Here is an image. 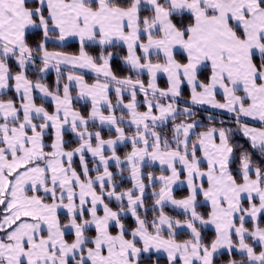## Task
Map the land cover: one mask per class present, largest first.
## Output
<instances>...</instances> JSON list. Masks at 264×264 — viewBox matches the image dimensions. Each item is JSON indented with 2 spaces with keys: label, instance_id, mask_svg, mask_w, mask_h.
Segmentation results:
<instances>
[{
  "label": "snow or ice",
  "instance_id": "1",
  "mask_svg": "<svg viewBox=\"0 0 264 264\" xmlns=\"http://www.w3.org/2000/svg\"><path fill=\"white\" fill-rule=\"evenodd\" d=\"M161 260L264 264V0H0V264Z\"/></svg>",
  "mask_w": 264,
  "mask_h": 264
},
{
  "label": "trees",
  "instance_id": "2",
  "mask_svg": "<svg viewBox=\"0 0 264 264\" xmlns=\"http://www.w3.org/2000/svg\"><path fill=\"white\" fill-rule=\"evenodd\" d=\"M68 51H76V46L73 45L72 47L68 48L67 49ZM95 51V50H93ZM115 52H116V55H114V58L112 60V67H113V70L116 72L117 75H120V76H124V75H128V71L126 70V67L123 65L122 63V59L121 57L125 54L124 50L121 48V47H117L115 49ZM86 79L89 80V82H92V80L94 79V76H91L89 74L86 75L85 77ZM54 80H55V73L52 72L50 75H48L47 77V80L46 82L49 84V85H53L54 83ZM39 103V101H37ZM77 108H79L82 112H85L87 111V108L89 107L85 102H79L77 103ZM50 107V105H49ZM211 115L214 119H213V122L217 123L219 121H224L225 122V126H232L230 121H231V117L228 116V115H221V114H218V113H215V112H209L207 111L206 109H197V116H196V119L197 120H200L204 125H208L210 122L209 120L207 119V117ZM103 135L107 138L108 135H109V132L107 129H104L103 131ZM65 139L66 140H69V141H73V137L70 133H66L65 135ZM238 140L239 143L243 144L245 148L248 147V144L240 137H237L236 138ZM128 149L126 148H123L121 147L120 148V154L122 155L123 152L127 151ZM75 165L78 167L79 165V161L78 159L75 160ZM125 187L129 186L128 184H125L124 185ZM184 193L182 191H178L177 192V196H181L183 195ZM150 202V201H149ZM129 225L132 224V221L129 220L128 221ZM210 233H209V237H210ZM235 258H239V256L237 255ZM221 260H227L228 257L225 255V256H222L220 257ZM161 264H164V260H161Z\"/></svg>",
  "mask_w": 264,
  "mask_h": 264
},
{
  "label": "rangeland",
  "instance_id": "3",
  "mask_svg": "<svg viewBox=\"0 0 264 264\" xmlns=\"http://www.w3.org/2000/svg\"><path fill=\"white\" fill-rule=\"evenodd\" d=\"M123 49V48H122ZM89 75H91V76H94L93 74H91V73H88ZM143 79H147V77L145 76V77H142ZM158 83L160 84V86L161 87H166V78L165 77H163V76H161L160 78H159V80H158ZM112 96H113V100H114V93H112ZM188 99V90L185 88L184 89V96H183V100H187ZM84 102V101H83ZM203 109H206L207 111H209V112H215V113H218V114H221V115H228V116H230L231 117V115L230 114H228L227 112H224V111H222V110H215V109H209V108H207L206 106L203 108ZM105 129H107V128H105ZM89 159H90V157H89ZM157 174H158V172H157Z\"/></svg>",
  "mask_w": 264,
  "mask_h": 264
},
{
  "label": "crops",
  "instance_id": "4",
  "mask_svg": "<svg viewBox=\"0 0 264 264\" xmlns=\"http://www.w3.org/2000/svg\"><path fill=\"white\" fill-rule=\"evenodd\" d=\"M81 102H83V101H81Z\"/></svg>",
  "mask_w": 264,
  "mask_h": 264
}]
</instances>
